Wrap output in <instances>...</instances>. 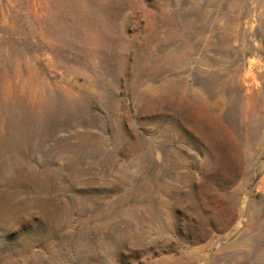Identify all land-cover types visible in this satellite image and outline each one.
<instances>
[{
  "label": "rangeland",
  "instance_id": "1",
  "mask_svg": "<svg viewBox=\"0 0 264 264\" xmlns=\"http://www.w3.org/2000/svg\"><path fill=\"white\" fill-rule=\"evenodd\" d=\"M0 108V264H264V0H0Z\"/></svg>",
  "mask_w": 264,
  "mask_h": 264
},
{
  "label": "bare ground",
  "instance_id": "2",
  "mask_svg": "<svg viewBox=\"0 0 264 264\" xmlns=\"http://www.w3.org/2000/svg\"><path fill=\"white\" fill-rule=\"evenodd\" d=\"M22 91H23V89H22ZM29 92V91H28ZM21 93V92H20ZM29 94H31V93H29ZM32 96H33V94H31ZM19 97V96H18ZM30 99V98H29ZM38 99H40V98H38ZM34 100V99H33ZM36 102V101H35ZM37 102H39V101H37ZM42 102V101H41ZM1 109V108H0ZM25 117V116H24ZM20 119V118H19ZM16 120V119H15ZM31 121V120H30ZM27 128V127H26Z\"/></svg>",
  "mask_w": 264,
  "mask_h": 264
}]
</instances>
